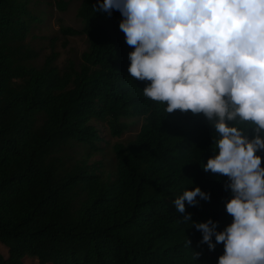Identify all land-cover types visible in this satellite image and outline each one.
Here are the masks:
<instances>
[{"label": "trees", "instance_id": "trees-1", "mask_svg": "<svg viewBox=\"0 0 264 264\" xmlns=\"http://www.w3.org/2000/svg\"><path fill=\"white\" fill-rule=\"evenodd\" d=\"M102 2L80 0L81 27L61 28L85 35L87 48L60 67L56 51L37 64L27 42L46 16L39 1L0 0V241L9 248L0 264H26V254L39 264H218L224 242L210 250L184 220L212 219L218 231L234 220L228 177L202 167L219 151L215 126L204 113H167L166 102L144 95L151 81L129 74L135 46L120 30L123 17L96 11ZM131 117L143 123L113 145L115 171L89 163L102 140L93 121L119 137ZM76 147L83 158H72ZM257 155L264 168V149ZM197 186L210 201L178 212L174 200Z\"/></svg>", "mask_w": 264, "mask_h": 264}, {"label": "clouds", "instance_id": "clouds-1", "mask_svg": "<svg viewBox=\"0 0 264 264\" xmlns=\"http://www.w3.org/2000/svg\"><path fill=\"white\" fill-rule=\"evenodd\" d=\"M113 9L123 17L125 42L135 46L130 76L151 81L144 95L166 102L167 113H204L215 126L219 151L202 167L228 177L234 195L226 211L234 220L223 231L212 219L191 221L189 213L184 220L210 250L224 242L218 264H264V168L257 155L264 149V0H103L96 11ZM210 199L197 186L174 204L184 213L186 202Z\"/></svg>", "mask_w": 264, "mask_h": 264}, {"label": "rangeland", "instance_id": "rangeland-1", "mask_svg": "<svg viewBox=\"0 0 264 264\" xmlns=\"http://www.w3.org/2000/svg\"><path fill=\"white\" fill-rule=\"evenodd\" d=\"M39 1L34 4L39 9L45 10L46 16L42 24L33 29L27 38V42L31 49L38 53V57L34 60L37 64H41L45 57L52 51L59 53L56 64L62 67L69 58L80 59L82 52L87 48V38L85 35L64 34L61 30L64 26L80 28L81 22L76 12L80 4V0H70L67 10H62L57 5V0H32ZM130 127L121 135L113 136L106 122L93 121L99 129L102 140L100 141L101 150L94 153L89 163L101 162L103 171L116 169V158L114 156L113 145L118 142L127 143L131 141L139 132L143 123V118L131 117L128 119ZM72 158H83V151L80 147L71 150ZM99 166V165H98ZM0 252L5 256L9 254V248L0 241ZM26 264H39V259L31 254H26L23 258Z\"/></svg>", "mask_w": 264, "mask_h": 264}]
</instances>
